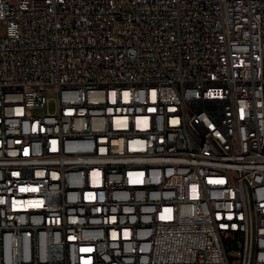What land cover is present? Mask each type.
I'll return each mask as SVG.
<instances>
[{"label": "built area", "instance_id": "built-area-1", "mask_svg": "<svg viewBox=\"0 0 264 264\" xmlns=\"http://www.w3.org/2000/svg\"><path fill=\"white\" fill-rule=\"evenodd\" d=\"M0 23V264H264V0Z\"/></svg>", "mask_w": 264, "mask_h": 264}, {"label": "rangeland", "instance_id": "rangeland-1", "mask_svg": "<svg viewBox=\"0 0 264 264\" xmlns=\"http://www.w3.org/2000/svg\"><path fill=\"white\" fill-rule=\"evenodd\" d=\"M3 30H4L3 24L0 23V35L3 34ZM50 97H51V100L48 102L45 108L37 110V114H45L47 111L53 112L55 110V102L53 99H55L56 96L52 94L50 95Z\"/></svg>", "mask_w": 264, "mask_h": 264}]
</instances>
